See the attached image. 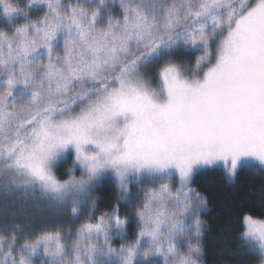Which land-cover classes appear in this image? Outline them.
<instances>
[{
    "label": "snow or ice",
    "instance_id": "1",
    "mask_svg": "<svg viewBox=\"0 0 264 264\" xmlns=\"http://www.w3.org/2000/svg\"><path fill=\"white\" fill-rule=\"evenodd\" d=\"M217 169L264 176V0H0V264H205Z\"/></svg>",
    "mask_w": 264,
    "mask_h": 264
},
{
    "label": "trees",
    "instance_id": "2",
    "mask_svg": "<svg viewBox=\"0 0 264 264\" xmlns=\"http://www.w3.org/2000/svg\"><path fill=\"white\" fill-rule=\"evenodd\" d=\"M70 164L71 161L59 169V172H63ZM192 187L208 198V212L202 216L210 227L206 239L205 264H219L221 260L224 264H259L258 256L235 254L240 242L234 237L238 232L243 231L239 221L244 214H251L254 218H264V176L254 172H243L234 182H228L219 169L198 170L193 178ZM94 194L100 197L96 214L110 211L115 203L114 187L105 184L96 189ZM33 211L38 217L45 214L36 209ZM40 223V219L37 218L34 222L35 228L38 229ZM114 243L119 244V242ZM225 247L231 249L233 255L223 257L215 255L216 251Z\"/></svg>",
    "mask_w": 264,
    "mask_h": 264
},
{
    "label": "rangeland",
    "instance_id": "3",
    "mask_svg": "<svg viewBox=\"0 0 264 264\" xmlns=\"http://www.w3.org/2000/svg\"><path fill=\"white\" fill-rule=\"evenodd\" d=\"M37 196L39 195V193H37L36 194ZM36 211H40V212H43V213H47V211H48V209L46 208V207H44V208H41V209H36ZM114 247H118L119 246V244L117 245L116 243H114V245H113Z\"/></svg>",
    "mask_w": 264,
    "mask_h": 264
}]
</instances>
